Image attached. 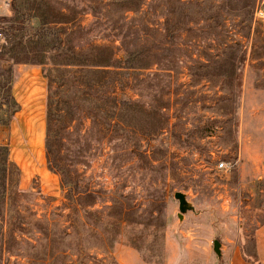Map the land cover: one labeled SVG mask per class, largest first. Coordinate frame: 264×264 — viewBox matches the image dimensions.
<instances>
[{
	"label": "rangeland",
	"instance_id": "374dc122",
	"mask_svg": "<svg viewBox=\"0 0 264 264\" xmlns=\"http://www.w3.org/2000/svg\"><path fill=\"white\" fill-rule=\"evenodd\" d=\"M262 1L0 2V264H264Z\"/></svg>",
	"mask_w": 264,
	"mask_h": 264
},
{
	"label": "trees",
	"instance_id": "16d2710c",
	"mask_svg": "<svg viewBox=\"0 0 264 264\" xmlns=\"http://www.w3.org/2000/svg\"><path fill=\"white\" fill-rule=\"evenodd\" d=\"M0 31H3L0 29ZM4 32V31H3ZM98 49V48H97ZM98 51H101L106 54V60L104 64H101L100 66L102 68H114L118 69L119 68V63L113 52L106 47L99 48ZM130 59H126L125 65H128ZM127 63V64H126ZM94 66H99L96 64H93ZM131 68L132 66H127ZM2 105H7L10 109H15L17 107L16 103L14 102L13 98L10 96V94H7L5 98H3L2 102H0ZM127 104V102H123V105ZM51 114L48 112L46 115V122H47V128H46V135H45V151H46V159H47V164L49 166L50 171L54 170L52 166V162L54 161L52 158V155L50 154L51 151V145H50V123H51ZM1 151L3 152V160L0 161V200L5 199V194H6V174H7V167L11 166L12 163L9 162L8 160V149L6 146L1 147ZM71 188H69L68 192H70ZM70 205V204H69ZM254 260V259H253ZM254 264H259L257 261H252Z\"/></svg>",
	"mask_w": 264,
	"mask_h": 264
},
{
	"label": "crops",
	"instance_id": "0c3cea01",
	"mask_svg": "<svg viewBox=\"0 0 264 264\" xmlns=\"http://www.w3.org/2000/svg\"><path fill=\"white\" fill-rule=\"evenodd\" d=\"M2 1H4V0H0V2H2ZM25 86L23 85L22 86V88H21V90H23V88H24ZM30 89L32 88V92H31V95L33 96V95H35V97H36V99L39 97V95H40V90H41V86H40V84L38 83V81H36V80H34V82H31V85H29L28 86ZM16 90V89H15ZM20 90V91H21ZM15 93V92H14ZM14 95V94H13ZM23 95H24V97L25 96H27V94H26V92L24 91L23 92ZM12 97H14L13 98V100H14V102L16 103V105H17V103H18V105L20 104L19 102H16V100H15V97L16 96H12ZM17 105V106H18ZM18 119H20L19 117H18ZM17 119V120H18ZM20 123V122H19ZM21 124H23V127H24V131H26V133H28V137H27V141H26V145L24 146V149H23V151H26V146H27V142H28V138H29V136L31 135V131H30V129L32 128L33 129V127H35V126H37V128H38V131H39V134H40V136H41V142H42V137H43V133H44V130H43V125L42 124H40L39 122H37V120L36 119H33V118H30V119H28V118H24V120H23V123H21ZM46 127H47V122H46ZM46 132V131H45ZM11 145H14V143H11ZM13 148V150L12 151H16V150H18L19 149V147L18 146H13L12 147ZM234 264H249V263H246V261L245 260H239L237 257H235L234 258Z\"/></svg>",
	"mask_w": 264,
	"mask_h": 264
},
{
	"label": "water",
	"instance_id": "95a60500",
	"mask_svg": "<svg viewBox=\"0 0 264 264\" xmlns=\"http://www.w3.org/2000/svg\"><path fill=\"white\" fill-rule=\"evenodd\" d=\"M174 198L176 200H178V203H179V209L180 210H183L184 209V206H185V198L183 196V194H181L180 192H176L174 194ZM219 247H220V244L218 241H214L213 242V251L219 255Z\"/></svg>",
	"mask_w": 264,
	"mask_h": 264
},
{
	"label": "built area",
	"instance_id": "2783aa9c",
	"mask_svg": "<svg viewBox=\"0 0 264 264\" xmlns=\"http://www.w3.org/2000/svg\"><path fill=\"white\" fill-rule=\"evenodd\" d=\"M262 4H264V0L262 1ZM255 17L256 18H263L264 17V13H263V9L259 8L255 10ZM5 42V37L4 35L0 32V45L3 44Z\"/></svg>",
	"mask_w": 264,
	"mask_h": 264
}]
</instances>
